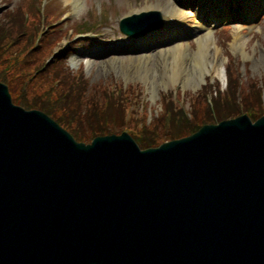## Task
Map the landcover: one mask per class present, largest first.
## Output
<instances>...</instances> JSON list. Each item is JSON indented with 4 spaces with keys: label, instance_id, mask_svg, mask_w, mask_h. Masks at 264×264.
I'll return each instance as SVG.
<instances>
[{
    "label": "water",
    "instance_id": "1",
    "mask_svg": "<svg viewBox=\"0 0 264 264\" xmlns=\"http://www.w3.org/2000/svg\"><path fill=\"white\" fill-rule=\"evenodd\" d=\"M9 101L0 83V264H264V114L141 150Z\"/></svg>",
    "mask_w": 264,
    "mask_h": 264
},
{
    "label": "rangeland",
    "instance_id": "2",
    "mask_svg": "<svg viewBox=\"0 0 264 264\" xmlns=\"http://www.w3.org/2000/svg\"><path fill=\"white\" fill-rule=\"evenodd\" d=\"M23 1L25 0H7V2L0 4V10L2 11L5 7H14ZM50 2H52L53 6L52 4L49 5L48 16H61L60 20L56 23L57 25L62 24V29H59L60 33H62V31L68 32L67 29L73 27L80 31L92 28L99 31L102 36L111 35L114 37H121L119 35L121 33L118 29V19L121 15L126 14L128 10L144 7L146 2L151 4V8L166 10V5L169 2L175 4L176 0H79L77 4L72 1L71 3H66L65 0H48L47 4ZM37 10L38 0H26L18 8L19 12L16 13V16L22 17L26 15L30 24L25 30L18 31L17 35L20 41L17 44H15L14 39L11 38L12 35H15V25L7 26L4 24V20L0 19V72L6 70V64H15L16 66L15 59L8 56L9 52L16 48H25L24 52L27 53V55H25L23 59H25L24 62L26 65L23 67L24 71L19 78L26 81L32 78L29 85L30 91L32 90L31 88H35L40 92L41 88L46 89L47 86H51L50 82H41L44 75L45 77L52 78L54 74H62V71L72 73L73 71L85 70L84 67L78 66V63L82 59H85L88 61V64L84 77L89 83L101 81L104 85H107L112 82L114 85L119 84L122 90L132 87L135 93L138 92L140 101L137 98L138 102H134L130 107L134 109V114L137 115V119L147 122L146 118H148V112H150L151 116L156 115L157 112H162L164 97L171 100L169 96H165V94H168V91L170 92L173 89H177V94L173 96L177 98L178 104H181L182 107L190 112L192 109L191 101L197 98L200 90L206 85H211V81L214 80V84L215 79L219 80L221 83L219 87L223 90L226 89L224 67L219 74H216L215 71L204 72V78L200 80L198 85H194L192 81L185 82L181 80L182 76L180 74L178 75V82L177 80L170 79L167 76V72L164 74L166 68L164 69V66L161 64L162 53L160 50L171 42L169 36L160 37L157 40L154 36V39L146 41L144 48L126 51L114 52L107 49L104 52H100V54L91 55L92 49H90L85 54H79V56L73 59H68L67 62L71 63V68H66L62 65L61 60L55 58V56L59 55L61 50L67 46L66 43L68 44V39L58 34L57 41L51 42L53 39L52 35L45 38L44 41V32L49 23L42 19L40 14L36 15ZM63 11H66V14L63 15ZM115 12L117 15L114 17ZM3 13H6L5 10ZM254 13H256L254 16L256 25L253 26V29L250 28L249 30L243 26L230 25L233 23V20H231L232 18L226 16L221 18V20L218 21V25H225L227 27L226 29L212 30L216 42L215 47L218 50H216L214 46H211L209 53L210 57H207L210 60L216 59L217 61H221L223 66H226L227 69V64L231 61L229 55H232V59L240 70V77L243 81V83L239 82L240 85L237 84V86L242 87V92L235 93L236 97L239 98L249 93V87L246 84L247 81L254 79L261 85V82L264 80V1L259 4ZM91 19L94 20V23H91ZM33 20H36V22H31ZM185 23L187 24L181 27L183 33H185V36H182L181 40L183 46L186 48L185 51H187L185 52V56L189 57L190 52L196 47V37H194V34L188 35V32L191 31L194 24L189 21V18ZM65 27H67V29H64ZM236 31L239 32V36L245 45V49H243V51L241 50L243 52L242 54L240 53L241 51H236L231 47V35L225 42V36ZM69 33L72 34V29L69 30ZM56 35L57 34H54V37H56ZM27 38H31V43L29 45H25V40ZM69 39L73 41L74 36L72 35ZM146 53L150 55L147 60L144 58ZM85 55L86 57H84ZM222 58H224V60H222ZM134 60H138L140 64L146 63L148 66L150 65L151 67L158 68L154 84L151 82V71L148 77L143 75L142 70L135 71L134 73L135 68L132 66ZM34 64H39L40 69L34 71ZM189 65L190 64L187 63V66ZM46 68L47 70L45 71ZM161 73H163V77ZM158 77L163 80V83L158 81ZM15 82L18 83V87L20 81L15 80ZM15 82L13 84L14 88ZM211 91L215 94L216 86L213 85ZM207 95L210 100V95ZM130 96L131 99L129 103L136 99L137 94H130ZM261 98L264 99V91H262ZM144 116L146 117L144 118Z\"/></svg>",
    "mask_w": 264,
    "mask_h": 264
},
{
    "label": "trees",
    "instance_id": "3",
    "mask_svg": "<svg viewBox=\"0 0 264 264\" xmlns=\"http://www.w3.org/2000/svg\"><path fill=\"white\" fill-rule=\"evenodd\" d=\"M18 12L16 9L3 15L4 24L15 25V32L23 28L21 19L16 16ZM7 18H10L11 22H7ZM19 41L20 39L17 43ZM30 43L31 38H27L25 45ZM64 52L55 58L60 59ZM235 66L232 60L227 64L226 89H220L218 80H215L214 84L206 85L200 90L197 98L191 101L192 109L189 114L177 100L171 98L170 91L168 94H171V100L164 97L162 112L152 117L149 123L137 119L134 109L130 107L134 102H138L137 94L136 99L129 103L130 94H136L132 88L122 90L119 84L104 85L101 81L89 83L82 70L54 74L58 80L56 86L49 87L42 93L35 88H31V91L27 88L17 96L18 92L15 91V100L26 108L39 107L53 115L76 140L88 141L96 135L128 130L139 146L145 148L167 139L187 135L205 123H214L241 113H247L251 119L263 114L264 99L261 94L264 91V80L261 85L254 79L247 81L249 93L241 98L236 97V92H242V87L237 84L243 82L239 69ZM0 79L8 82L6 75L2 73ZM50 81L51 78L45 75L41 79V82ZM53 81L54 79L50 85ZM213 85L216 86L215 94L211 91ZM53 91L55 95L51 97L50 93ZM207 94L210 95L211 101Z\"/></svg>",
    "mask_w": 264,
    "mask_h": 264
},
{
    "label": "bare ground",
    "instance_id": "4",
    "mask_svg": "<svg viewBox=\"0 0 264 264\" xmlns=\"http://www.w3.org/2000/svg\"><path fill=\"white\" fill-rule=\"evenodd\" d=\"M65 1H72L75 4L79 2V0ZM260 1L264 0H259V2ZM166 10H168V12L172 14V16L178 17L182 20H185L188 16L194 18V12L186 9V7L183 6L180 0H176L175 4H173V2H169L166 5ZM168 12H163V15ZM165 17H167V15H165ZM174 29L175 26L167 22L164 28L159 30L158 32H152L140 38H133L131 40L122 41V46L120 49L130 50L135 48H144L145 39L151 40L154 39L153 37L155 36L157 40L160 37L169 36L171 37V42L165 48L160 50V52L162 53L161 64L162 66H164V69L166 68L164 74H166L167 72V76L170 79L177 80L178 82V75L180 74L182 76L181 80L185 82L192 81L194 85H198L200 83V80L204 78V72L215 71L216 74H219L223 70L224 66L221 61H217L216 59L210 60L207 58L210 57V47H215L214 35L212 34V30H210L209 26L204 25L200 21L195 22L193 33L197 35L196 47L193 49V51L190 52L189 57L185 56V52H187L185 51L186 48L183 46L181 41L177 40V32L173 31ZM239 35V32L236 31L231 41V47L236 51L243 50L244 43ZM216 50L218 49L216 48ZM149 57L150 55H148L147 53L144 56L145 60H147ZM222 60H224V58H222ZM187 63H189L190 65L187 66ZM132 66L135 68L134 73L135 71L142 70L143 75H145L146 77L149 76V72L151 71V82L153 84L155 83L158 71L157 67H151L150 65L148 66L146 63L140 64L138 60H134ZM161 76L163 77V73H161ZM158 81L163 83V80H161L159 77ZM52 211L54 212L56 210L52 209ZM57 212L58 211H56V213Z\"/></svg>",
    "mask_w": 264,
    "mask_h": 264
}]
</instances>
